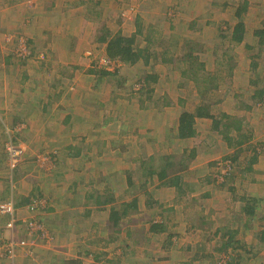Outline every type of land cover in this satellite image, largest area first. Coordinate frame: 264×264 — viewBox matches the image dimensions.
<instances>
[{"label": "rangeland", "instance_id": "obj_1", "mask_svg": "<svg viewBox=\"0 0 264 264\" xmlns=\"http://www.w3.org/2000/svg\"><path fill=\"white\" fill-rule=\"evenodd\" d=\"M96 1L92 0L89 5L93 6L90 15L93 17L92 24L96 26V36L99 38L110 32L114 35L115 32L121 33V27L116 21L118 14L111 12L113 16L110 20V12H104L105 9ZM123 1L140 5L141 0ZM245 1L248 3V11L242 20L244 25L247 23L248 38H245V43L238 44L232 38L239 21L234 11ZM143 3L144 6L152 3L147 10L154 9L153 14H171L170 17L164 15L162 20L155 21L153 29L146 26V21L152 22L146 14L143 17L146 32L137 35L136 48L144 49L148 41L154 42L157 59H151L147 63L144 57L142 61L135 63L120 61L121 65L115 71L104 70L99 59L102 55H107L104 52L105 43L93 45L89 41L82 46V58L56 61L63 64L65 74H72L74 71L76 84L79 80L80 86L77 89L76 86L68 87L64 97V102L71 103L68 106L75 112L69 120L72 122L70 132L75 134L76 139L66 142L76 143L75 147L84 150L86 157L76 160L74 164L75 157L63 156L59 150L61 148L57 147L54 152L57 164L55 160V165L46 168V171L50 168V172L44 174L54 178L58 162L63 163L62 170L69 165L67 162L73 164L76 167V179L85 182L84 187L91 195H97V204L90 203L89 206L103 209L101 207L108 202L107 206L117 212L112 214L113 225L116 220L119 221L121 230H128L123 231V234L128 233V237L130 228L134 229L133 233L130 232L132 237L129 239L136 238L137 241H132V244L144 243L145 250L153 252L151 257L156 261L171 257L170 255L173 257V250H177L179 257L187 259V264H264V200L261 199L256 205L252 217L243 219L241 223H238L239 219L230 220L231 214L234 215L232 207L240 209L247 201H236L228 207L222 206L226 202L219 203L228 193L241 197L239 191L228 190L231 183H237L236 190L240 187L239 182L255 184L254 187L259 191L263 189L260 182L250 181L254 172L242 167L248 162L254 148L260 151L264 162V97H254L259 89L264 88V42L258 36L252 38L257 27H264V0H145ZM140 10L143 11L142 8ZM169 18L175 20V27L171 26ZM135 25H139V22L126 25V33H133ZM248 43L251 44L250 47L247 46ZM75 44L76 41L69 44L62 55H67L69 48ZM203 49L208 51L200 54ZM29 51L31 52L30 49ZM162 51L164 53L159 56ZM86 73L94 76L93 80H89L90 83L85 79ZM209 83L215 86L212 89L206 88ZM199 106L209 107L210 114L220 121L218 129H215L212 119L204 118L206 122L198 119L205 126L199 130L203 137L198 136L203 143L198 144L195 151L204 149L207 153L214 152L207 158L213 160H208L209 163L205 164L207 169L202 170L204 175L207 173L211 177L212 181L208 184L211 195L207 199L199 198L207 188L200 192L196 189L190 192L166 188L161 194L155 185L144 182L152 179L150 174H145L141 168L133 169L132 166L139 165L141 161L147 162L149 152L155 154V166L163 162L164 155L169 154L168 161L174 160V165L186 164L183 165V174L190 175L191 171H195L192 177L194 180L200 179L199 168L207 159L201 164L200 158L190 156L193 149L190 146L198 140L188 143L185 139L174 138L171 130L177 126L179 112H189L193 108L196 112ZM159 118L164 119L161 122L162 131L164 128L170 129V137L176 141L172 145L159 146L158 143L152 145L154 140H151L150 147L148 140L152 138L149 135L159 125ZM43 120L47 127V118ZM239 122L241 130L233 126ZM45 125L42 123L35 127L43 130ZM56 126L50 128L52 131L56 130L51 136L62 133L61 125ZM18 128L19 126H15L11 134L17 135ZM226 136L232 138V144L228 143ZM10 138L7 134L3 149L8 167L13 171L29 160L26 145H22V158L15 167H10V156L6 151ZM241 139L246 140L242 143L243 146L237 142ZM14 143L20 144L15 140ZM227 145L234 146V150H228ZM237 148H242L239 159L226 157L234 156ZM223 149L227 160L219 154ZM214 160L216 163L213 164ZM130 172L133 174L134 187L130 190L129 185L126 189L130 190L129 199L136 195L137 201L133 202H127L128 197L123 196L115 185L114 191L110 187L114 181L119 185L122 176ZM32 197L33 200H39V206L47 200L40 193H34ZM36 207L30 204V208L37 209ZM205 214L210 215L214 223L213 229L211 227L206 233L197 225ZM35 219L41 221L40 218ZM227 221L233 223V226L238 224L233 228L237 229V233L230 243H227V234L223 233L226 229L221 231L222 234L214 230L217 226L223 228ZM159 222L163 223V229L152 230L153 223ZM25 223L28 225V221ZM203 223L206 225L207 221ZM103 224L104 220H101L100 226ZM90 247L92 248H87L86 251L91 253L80 264H105L103 254L95 260L96 254L100 252L94 250L95 246Z\"/></svg>", "mask_w": 264, "mask_h": 264}, {"label": "crops", "instance_id": "obj_2", "mask_svg": "<svg viewBox=\"0 0 264 264\" xmlns=\"http://www.w3.org/2000/svg\"><path fill=\"white\" fill-rule=\"evenodd\" d=\"M144 1L141 0L140 5H136L133 2L127 3L123 0H97L96 2L105 9L104 12H110L108 15L110 20L113 16L111 12H116L118 14V20L116 21L122 30H119V32L123 35L135 36L137 42L138 33L146 32L144 27L145 19H143L146 14V17L152 20V22L146 21L148 29H153L156 26L155 21L162 20L164 15L171 16V14H164L163 16L153 14L154 9L147 10L152 3L144 6ZM91 2L92 0H0V202H16V218L18 219V223L14 229L15 236L11 237L14 238V256L9 258L6 253V255L0 258V264H80V262H84L85 256L91 253L86 251L87 248H92L90 246H95L94 250L100 252L96 254L95 260L100 258V254H103L105 264H187V259L183 258V256L179 257L177 250H173L174 256L170 255L172 258L164 257L163 260L156 261L151 257V253L153 252L145 250L144 243L136 242L133 245L132 243L137 241V239L133 238L130 240L129 238L132 237L134 229L130 228L128 237V233L123 234V231L128 230L122 231L121 224L120 226L113 225V221L111 220L112 214H117V212L115 213L112 207L107 206L108 202H105L101 207L103 209L89 206L90 203L97 204V195L95 197L91 195L88 189L86 190L84 187L86 186L85 182L81 179H76V167L70 162H67L69 165H66L67 168L63 167V170L61 169L63 163L58 162V168L55 171L56 177L54 178L44 174L47 171L50 172V168L47 171L46 168L55 163L56 158H53V156L57 147L61 148L59 150H61L63 156L75 157L74 164L76 160H81L84 156L86 157L84 150L82 151L84 155L80 159L69 154L70 147L76 146V143L66 142L69 139H76L75 134L70 132L72 122L69 120L75 112L68 106L71 103L64 102V97L68 91V87L75 88L76 86L77 89L80 85L79 80L76 84L77 81L73 78L74 71L72 74L64 73L63 64L60 61L64 62L63 59H75V57L76 59L82 58L84 54L82 46L88 44L89 41L93 45L105 43L104 52L107 53V42L101 41L100 37L96 36V26L92 24L93 17L90 14H92L93 6L89 7ZM224 7H226L225 4ZM238 9L239 7H236L234 11L235 16ZM100 11L102 12V10ZM132 20L133 22H131ZM169 20L171 26L175 27V20L170 18ZM135 22H139V25H135L134 32L131 34L126 33L124 27L126 25H134ZM245 29L243 41L237 42L234 40L236 43H245V38H248L246 33L248 30L247 23H245ZM117 33L115 32V35ZM108 35L109 38L114 34L110 32ZM256 36L254 30L252 38ZM20 37L26 39L31 50L27 57H19L16 54ZM75 41L76 44L72 45L69 48L70 51H67V55L63 56V50ZM53 46L59 48H54ZM247 46L250 47L251 44L248 43ZM50 48L52 49L51 51L49 50ZM143 48L138 49L141 52V56L137 61H142L144 57L147 63L151 59L158 58L156 57L154 42L148 41ZM205 51L208 50L203 49L200 54H203ZM163 53L162 51L159 56ZM51 60L53 63H51ZM58 60L60 61L56 62ZM86 76L85 79L88 82L94 78L91 73H86ZM189 112L196 114L197 111L195 112L193 108L189 109ZM181 114L179 112V118ZM44 118H47V127L44 124ZM204 118H195L194 127L197 136L203 137L199 130L205 125L203 124L202 126V123H199L198 119H203L206 122ZM163 120L159 118V125L150 132L151 135L149 136L152 138L148 140L150 147L156 145V143L159 146L161 144L172 145L176 140L170 137L172 135L171 130L174 132V138H180L178 136V119L177 126L171 130L164 128V131H162L161 125L163 123L161 122ZM42 123L45 125L43 130L35 127V125ZM56 125H61L62 133L59 132L54 137L51 135L56 130L52 131L51 129H53L52 126ZM15 126H19V131L16 132L17 135L11 134ZM56 127L58 129V126ZM7 134L8 138H14L16 142L20 143L19 145H26V154L28 153L27 158L29 161L25 162V164H23L24 162L21 163L13 171L8 167L3 149ZM183 139L188 143L196 140L195 137ZM151 140H154L152 145ZM245 142L246 140L238 144L243 146ZM202 143L199 142V144ZM197 145L198 141L190 146L193 148L190 156H194V159L196 157L200 158L202 164V161L210 158L214 152L207 153L203 148V150L198 149L195 151ZM233 147L230 145L226 146L228 150L232 149V151L234 150ZM241 150L242 148H237L234 156H226L224 149L219 154L225 160H227L226 157L239 159L242 154ZM255 153L256 149L254 148L248 162L242 168L254 172L252 177H250V181L260 182L263 188L262 191L254 187L255 184H250V186L244 182H239L238 185L240 187L236 190L235 186L237 183H231L228 190L230 192L239 191L241 197L228 193L226 195L227 199L225 198L219 202L220 204H222L221 202H226L227 204H222V206L226 205V207L232 206L236 201L248 202L245 204L246 206L240 207V209H238L239 207L237 209L232 207L234 215L231 214L232 218L230 220L236 221L239 219L238 223H241L243 219L252 217L256 205L261 199L264 200V162H262L261 153L258 154L257 159H254ZM148 156L147 162L141 161L139 165L132 166V168H141L143 172L147 171L145 174H150L148 171H152L153 174H150L152 179L144 182L155 185L159 193L165 192L166 188L180 189V191L189 190L190 192L193 189L200 192L204 188H207V191L199 198L207 199L211 195L208 190V184L212 181L211 177L207 173L204 175L202 170L207 169L205 164L208 160L213 159L204 161L205 163L202 164L201 169L199 168L200 179H195V181L192 177L195 171H191L190 175L183 174L185 168L183 165H186L184 163L178 165L172 164L171 168H168L169 154L164 155L162 162L164 164L160 163L158 166L154 164V152H149ZM166 162H168V166L165 164ZM170 162H174V160H170ZM214 162L216 163L215 160L213 164ZM128 166L131 165L129 164ZM164 167L169 177L167 179H161L156 174ZM174 167L176 168L173 169ZM172 169L173 171L170 173ZM52 170H54L53 166ZM93 170L92 168V172H94ZM126 172L129 171L127 170ZM171 176L180 177L178 185L170 183ZM127 177L128 174L126 176L123 175L119 181V185L115 181L111 182L110 187L113 191L115 186L118 187L122 195L128 197V192L134 185H131L130 190L126 189L130 185ZM61 178L64 180L61 181ZM34 193H40L47 197L46 202H42L37 209L28 207L32 202ZM216 193L219 192L216 191ZM135 196H131L130 199L128 197L127 202L137 201ZM244 196L247 197L245 200ZM110 205L114 206L113 204ZM216 206L217 204L214 206V209ZM246 207H249L247 209L250 211L246 212ZM155 214L157 215V213ZM214 215H216V212ZM207 216L210 217V215L205 214L201 222L200 220L197 222L198 228L201 231H205V233L211 230V227L213 229L214 226L212 218H208ZM35 217L41 219L46 235L49 238L41 239L40 233H29L25 222L33 220ZM7 218H0V242L1 240L11 239V232L5 227ZM101 220H104V224L100 226ZM203 221H207V224L205 225ZM105 225L107 227H104ZM162 225L163 223L161 222L153 223L151 229L154 231L155 229H163ZM233 225V223L227 221L224 223L223 228L217 226L214 230H218V233L222 234L221 231L226 229L223 233L227 234L226 238L229 240L227 243H230L233 235L237 233V229L234 230L233 228L237 227L238 224ZM132 226L136 227L135 225ZM101 229L108 230L101 232ZM160 234L162 235L163 233ZM199 264L203 263L200 262Z\"/></svg>", "mask_w": 264, "mask_h": 264}, {"label": "trees", "instance_id": "obj_3", "mask_svg": "<svg viewBox=\"0 0 264 264\" xmlns=\"http://www.w3.org/2000/svg\"><path fill=\"white\" fill-rule=\"evenodd\" d=\"M247 11H248V3L246 1L243 2V4L241 6H239V9L236 11V16L238 17L239 21L233 30L232 38L237 42L243 41V39H244L245 25H244V21L242 19L244 18V15ZM255 35L260 37L261 40L264 42V27L256 29ZM108 36L109 35H107V34L102 35V37L100 36V39H101V41L107 42V46H106L107 54L110 57H117L121 61L128 62V63L137 62L138 58H140V56H141V52L135 46V42H136L135 36L123 35L121 33H117L116 35H112L109 38H108ZM214 86L215 85L213 83H209L206 88L212 89ZM206 91H208V90H206ZM257 96L260 97V99H263L264 88H262L261 90L259 89L257 91V95H254V97H257ZM198 108L199 109L197 110L196 114L190 113L188 111L182 112V114L180 115V118H179L178 136L181 139L195 137V139L198 140V144H199V142H201V141L198 138V136L196 135L197 133H196V129L194 127L195 118L196 117L211 118L214 122V128L215 129H218L220 121L218 119H216L212 114H210V112H209L210 108L209 107L199 106ZM233 126L235 129L241 130V122H239L237 125H233ZM227 127H229V126H227ZM226 138L228 139V143L232 144V138L228 137V136H226ZM237 142L241 143V142H243V139H241ZM194 147H196V146H194ZM259 153H260V151H258L256 149L254 159L258 158ZM69 154L72 156H76V157H82L84 155V154H82L81 148L73 147V146L70 147ZM54 156H53V158H54ZM56 163H57V159H56ZM173 163L174 162L169 161V167L168 168H171ZM165 164L168 166V162H166ZM144 173H147V171H144ZM148 173L153 174L152 171H148ZM156 174L161 179L169 178L167 175V170L165 167L162 168V170ZM127 178H128V183L130 185H132L133 184V174L132 173L128 174ZM179 179H180L179 176H175V177L171 176L170 183L178 185ZM246 198L247 197L244 196V200ZM247 208H249V207H246L245 211L246 212L250 211ZM114 225L120 226L119 221L116 220L114 222ZM262 238L264 239V232L262 233Z\"/></svg>", "mask_w": 264, "mask_h": 264}, {"label": "built area", "instance_id": "obj_4", "mask_svg": "<svg viewBox=\"0 0 264 264\" xmlns=\"http://www.w3.org/2000/svg\"><path fill=\"white\" fill-rule=\"evenodd\" d=\"M16 54L19 57H27V55L30 54L29 51V45L27 44L26 39L23 37L19 38V47L16 49ZM101 63V67L104 70L108 71H115L118 66H120V59L118 58H112L107 55H102L99 59ZM98 61V62H99ZM6 151L9 154L10 158V167L13 168L17 165L19 160L22 158L23 155V149L21 148V145H17L14 143V139L10 138L9 142L6 144ZM39 200H32L31 204L32 206H39ZM30 206V205H29ZM36 207V208H37ZM8 217L6 220L5 227L10 230L11 237L14 235V229L17 225L18 219L16 218V205L12 201H6V202H0V218ZM25 222V221H24ZM27 230L29 233H40L41 239L49 238L48 235H46V231L44 228L43 223H41L38 219H33L28 221ZM17 243V242H16ZM14 238L7 239V240H1L0 242V258L3 257V255L8 254L9 258L14 256ZM1 260V259H0Z\"/></svg>", "mask_w": 264, "mask_h": 264}, {"label": "clouds", "instance_id": "obj_5", "mask_svg": "<svg viewBox=\"0 0 264 264\" xmlns=\"http://www.w3.org/2000/svg\"><path fill=\"white\" fill-rule=\"evenodd\" d=\"M108 55V54H107ZM33 200V199H32ZM42 223V222H41Z\"/></svg>", "mask_w": 264, "mask_h": 264}]
</instances>
